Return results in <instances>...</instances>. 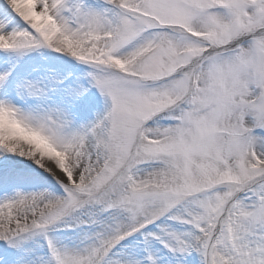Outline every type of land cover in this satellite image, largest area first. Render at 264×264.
Instances as JSON below:
<instances>
[{
	"label": "snow or ice",
	"instance_id": "obj_1",
	"mask_svg": "<svg viewBox=\"0 0 264 264\" xmlns=\"http://www.w3.org/2000/svg\"><path fill=\"white\" fill-rule=\"evenodd\" d=\"M0 264H264V0H0Z\"/></svg>",
	"mask_w": 264,
	"mask_h": 264
}]
</instances>
